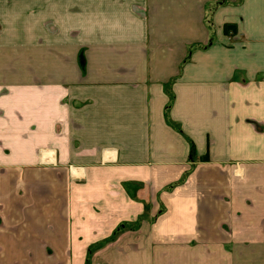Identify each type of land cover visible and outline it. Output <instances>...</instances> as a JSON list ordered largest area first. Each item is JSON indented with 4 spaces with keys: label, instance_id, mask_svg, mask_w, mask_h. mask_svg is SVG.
I'll return each mask as SVG.
<instances>
[{
    "label": "crops",
    "instance_id": "crops-1",
    "mask_svg": "<svg viewBox=\"0 0 264 264\" xmlns=\"http://www.w3.org/2000/svg\"><path fill=\"white\" fill-rule=\"evenodd\" d=\"M0 142V264H264V0H0Z\"/></svg>",
    "mask_w": 264,
    "mask_h": 264
},
{
    "label": "rangeland",
    "instance_id": "rangeland-1",
    "mask_svg": "<svg viewBox=\"0 0 264 264\" xmlns=\"http://www.w3.org/2000/svg\"><path fill=\"white\" fill-rule=\"evenodd\" d=\"M33 101H35V100H33ZM14 145V144H13ZM25 148L27 149H33L32 148V145L29 143L28 145H26L25 146ZM0 149H1V151L2 152H5V150H7V151H9L10 149L8 148V146H6V144L4 145V144H2L1 142H0ZM27 151V150H26ZM30 162V158H28V164L30 165L31 163H29ZM126 226H127V224H125V226H124V229L126 228ZM124 229H121V230H119V232L120 231H122V232H118L119 234H117V235H113L112 237H110V238H108V239H104L103 240V242H100V243H97L96 245H94L93 247H92V249L90 250V252L87 254V257H86V264H91V261H92V258L94 257V255H95V252H96V250L97 249H100L99 247L102 245V247L104 248L105 246H107V245H109V244H112V243H114L116 240H118V238L119 237H121L125 232L123 231ZM124 232V233H123Z\"/></svg>",
    "mask_w": 264,
    "mask_h": 264
},
{
    "label": "trees",
    "instance_id": "trees-1",
    "mask_svg": "<svg viewBox=\"0 0 264 264\" xmlns=\"http://www.w3.org/2000/svg\"><path fill=\"white\" fill-rule=\"evenodd\" d=\"M230 28H232V27H228V30H227V31H229ZM81 62H82V65H83V60H81ZM169 96H170V104L168 105V107H167V109H166V117H167V119H168V123H169L171 126H173L174 128L178 129L177 125H175L174 123H172L171 121H169L168 113H169V110H170V108H171V106H172V103H173V96H172V94L169 93ZM195 158H196L195 148H194V146H192V148H191V153H190V159H191V160H195ZM124 226H125V225H123V226L120 228V230H121V229H124ZM120 232H122V231H120Z\"/></svg>",
    "mask_w": 264,
    "mask_h": 264
}]
</instances>
